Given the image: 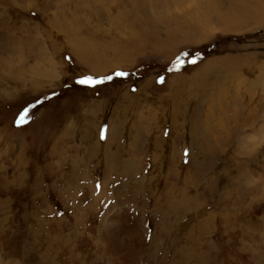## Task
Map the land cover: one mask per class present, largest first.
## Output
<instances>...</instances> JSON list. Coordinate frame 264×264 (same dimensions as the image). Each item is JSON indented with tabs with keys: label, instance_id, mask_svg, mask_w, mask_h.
I'll list each match as a JSON object with an SVG mask.
<instances>
[{
	"label": "rangeland",
	"instance_id": "1",
	"mask_svg": "<svg viewBox=\"0 0 264 264\" xmlns=\"http://www.w3.org/2000/svg\"><path fill=\"white\" fill-rule=\"evenodd\" d=\"M0 82V264H264V0H0Z\"/></svg>",
	"mask_w": 264,
	"mask_h": 264
},
{
	"label": "snow or ice",
	"instance_id": "2",
	"mask_svg": "<svg viewBox=\"0 0 264 264\" xmlns=\"http://www.w3.org/2000/svg\"><path fill=\"white\" fill-rule=\"evenodd\" d=\"M185 55H187V54H185ZM189 62L190 63H196V60L193 59V60H190ZM179 63H182V61H178V64ZM117 75H126V74L125 73H118ZM161 82H163V78H161ZM77 83L81 84V85H95V84L103 83V81L102 80H95L91 77H88V78L79 79L77 81ZM32 107H35V105H33ZM29 113H30V109H25L21 113V115L18 117V119L16 121L17 126L25 125V124H28L30 122ZM105 132H106V129H105Z\"/></svg>",
	"mask_w": 264,
	"mask_h": 264
},
{
	"label": "bare ground",
	"instance_id": "3",
	"mask_svg": "<svg viewBox=\"0 0 264 264\" xmlns=\"http://www.w3.org/2000/svg\"><path fill=\"white\" fill-rule=\"evenodd\" d=\"M53 68V67H52ZM101 70V69H100ZM1 83V82H0Z\"/></svg>",
	"mask_w": 264,
	"mask_h": 264
}]
</instances>
